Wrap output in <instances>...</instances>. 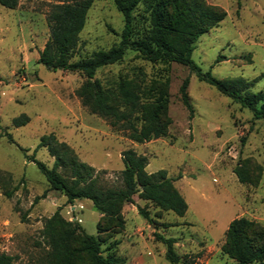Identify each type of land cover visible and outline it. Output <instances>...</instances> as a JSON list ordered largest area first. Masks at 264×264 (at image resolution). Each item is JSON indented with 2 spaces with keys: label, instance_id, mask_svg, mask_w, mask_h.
Here are the masks:
<instances>
[{
  "label": "rangeland",
  "instance_id": "1",
  "mask_svg": "<svg viewBox=\"0 0 264 264\" xmlns=\"http://www.w3.org/2000/svg\"><path fill=\"white\" fill-rule=\"evenodd\" d=\"M206 1L226 15L197 37L193 63L202 72L232 82L242 94L263 92L264 0H239V5L237 0ZM51 2L17 0L14 8L0 4V252L12 255L13 264H90L79 238L86 232L98 237L103 254L107 245L115 244L120 264H173L156 231L175 238L180 260L174 264H236L220 250L229 221L243 216L264 226V118H254L250 109L198 78L191 67L151 62L128 49L121 60L98 68L95 77L108 89L122 81L143 102L151 98L145 90L152 80L160 86L166 82L168 122L164 135L132 140L126 129L112 127L82 104L76 90L86 79L83 73L49 70L36 62L48 37ZM132 15L135 29L147 28L142 3ZM123 24L113 0H92L72 59L117 43ZM184 79L192 112L180 97ZM21 115L28 121L14 125L13 119ZM49 132L92 165L104 186L121 183L124 150L145 156L147 172L163 168L175 178L172 185L187 204L185 213L160 209L135 194L132 202L122 204L117 222L96 211L89 199L68 202L62 192L48 189L44 175L20 149L29 148L30 155L39 137ZM35 158L48 166L53 162L46 147L38 148ZM238 165L248 181L240 182L233 172ZM12 187L16 189L6 197L4 188ZM137 205L151 222L139 214ZM55 210L69 224L58 220L50 237L45 221ZM97 223L105 231L97 233Z\"/></svg>",
  "mask_w": 264,
  "mask_h": 264
},
{
  "label": "trees",
  "instance_id": "2",
  "mask_svg": "<svg viewBox=\"0 0 264 264\" xmlns=\"http://www.w3.org/2000/svg\"><path fill=\"white\" fill-rule=\"evenodd\" d=\"M91 2L92 0H53L49 4L46 13L48 37L36 62L49 70L83 73L86 79L77 88V96L90 112L105 118L112 127L126 129L129 138L143 142L164 135L168 123L165 106L166 82H161L163 85L160 86L156 80H152L145 90L150 92L151 98L143 102L139 100L137 93L125 87L122 81L118 82L114 89H108L95 77L98 68L121 60L128 49L136 51L151 62L174 61L191 67L198 78L250 109L254 118H264V91L242 94L232 82L217 79L209 71L202 72L191 59L197 37L216 26L226 15L225 10L206 0H113L124 21L119 41L108 49H98L86 57L73 60L79 49V32L83 28ZM139 3L145 6L149 19V25L142 31L134 28L132 15ZM237 3L239 5V0ZM0 4L14 8L17 0H0ZM187 82V79L182 81L179 92L182 104L192 112L186 90ZM27 121L26 115L13 119L16 126ZM4 134L9 141L14 142L9 132ZM40 147H46L48 153L53 156L51 166L35 158V152ZM20 149L44 175L48 189L62 192L68 202L89 199L96 211L117 222L120 221L122 204L132 202L135 194L138 198L150 201L160 209L170 210L179 216L187 209L183 196L172 185L175 178L167 176L163 168L147 172L145 156L136 154L132 149L122 152L121 183L115 186L101 185L99 173L95 168L79 160L73 148L58 140L53 132L42 134L30 155L27 154L29 148ZM233 172L240 182L248 181L241 166H235ZM15 189L4 188L3 194L10 197ZM44 196L45 191L40 197ZM137 209L147 221H152L145 209L139 205ZM58 220L62 224H69L61 220L59 212L55 210L45 221V228L50 237L55 232ZM96 229L97 233L105 231L99 223L96 224ZM119 232L120 230L115 231ZM154 236L164 243L166 259L173 264L179 262L180 256L173 247L175 238L164 237L156 231ZM79 238L81 248L90 256V264H120L115 244L107 245L103 254L101 241L96 235L80 232ZM220 250L235 259L236 264L264 260V226L243 216L231 219L225 229V238ZM13 259L12 255L0 252V264H13Z\"/></svg>",
  "mask_w": 264,
  "mask_h": 264
},
{
  "label": "crops",
  "instance_id": "3",
  "mask_svg": "<svg viewBox=\"0 0 264 264\" xmlns=\"http://www.w3.org/2000/svg\"><path fill=\"white\" fill-rule=\"evenodd\" d=\"M78 201L81 200V199H77ZM120 243H118V246H119Z\"/></svg>",
  "mask_w": 264,
  "mask_h": 264
}]
</instances>
